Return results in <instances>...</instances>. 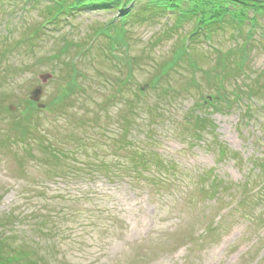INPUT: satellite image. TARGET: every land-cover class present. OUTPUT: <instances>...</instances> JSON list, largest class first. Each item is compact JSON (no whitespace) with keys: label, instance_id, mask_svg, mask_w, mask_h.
<instances>
[{"label":"rangeland","instance_id":"1","mask_svg":"<svg viewBox=\"0 0 264 264\" xmlns=\"http://www.w3.org/2000/svg\"><path fill=\"white\" fill-rule=\"evenodd\" d=\"M47 3L0 0V102L4 98L17 107L13 114L0 109L5 257L24 248L38 264H264V14L251 38L247 25L239 31L225 21L212 41L190 39L186 49H194L155 88L148 81L171 60L192 22L169 31L173 16L134 18L127 23L128 50L115 44L110 55V39L96 30L116 12L89 9L63 15L61 26L42 29ZM67 40L74 44L56 57ZM125 52L139 58L131 71L124 61L117 63ZM65 63L81 72L78 80L89 96L83 102L82 95H71L68 112L58 117L66 107L54 100L64 94L66 74L72 72ZM97 69L113 78L130 76L124 98L109 104V119L101 122L108 127L102 132L107 144L87 136L94 130L99 135L100 126H93L96 105L117 86ZM44 72L54 73L43 83L40 101L46 108L29 122L73 152L67 160L57 158L54 166L48 165L52 159L50 150H43V137H31L29 155L28 144L8 134L17 131L9 126ZM161 84L172 88L169 95H162ZM134 88L145 91L149 105L141 104L139 116L130 115L126 101ZM215 95L219 103L213 102ZM200 115L207 117L206 125L203 135L195 136ZM123 117L135 124L134 142L118 148L115 160L133 166L140 149H151L163 158L159 174H135L119 166L92 172L85 163L112 160L116 149L107 135ZM162 184L165 189L159 190Z\"/></svg>","mask_w":264,"mask_h":264},{"label":"trees","instance_id":"2","mask_svg":"<svg viewBox=\"0 0 264 264\" xmlns=\"http://www.w3.org/2000/svg\"><path fill=\"white\" fill-rule=\"evenodd\" d=\"M88 9H104V10H113L117 11L120 14V21L116 22L114 20H110L105 24V26H102L99 29V33H104L108 39H110V43L112 45L117 44L120 47H127L128 41L126 39V31H127V23L134 18L146 16L148 18L156 17V16H162L166 11L172 12L175 16V22L174 26L169 27L168 30L172 31L174 27H179L180 25H183L185 22L191 21L192 22V28L189 32L190 36L195 38L196 35H199L203 30L206 33L207 38L212 37V33L217 27V24L222 22H230L234 25L235 28L239 29V31L243 30L244 26H248V35L251 34V28L255 27L259 23V15L264 14V0H48L47 6H46V18L44 19L43 23H47L48 25H55V26H61L60 21L62 20V16H74L76 13H79L81 11H86ZM252 12V13H251ZM261 12V13H259ZM43 23L40 24L41 28L43 27ZM113 30V32H112ZM98 32V31H97ZM34 37L33 34H29L28 38L31 40V38ZM25 39V38H24ZM23 38L17 41V44L19 45V42L24 40ZM184 39H181V43L175 48V52L173 54V57L170 61L167 62V64L161 65V70L152 77L148 82L150 83V86L157 87V85L160 83L162 76L167 74V72L177 65V63L185 59L188 54H190L189 50H187L186 46L183 45ZM74 42H71L67 40L65 44L62 46V52H60L56 57H58L61 53L68 50V48L73 45ZM230 55V51H229ZM122 60L119 59L118 63L120 61H124L125 65L127 67V71L130 67V70H132L133 62H138L139 58H134V56L126 55L122 56ZM242 60L246 58L244 50L242 51ZM74 61V60H73ZM194 66L196 67L195 60L192 61ZM67 67H70L72 69V72L68 73L66 75V89L64 91V94L57 95L55 103L57 105L64 104L66 107L65 110L62 107V112H67V108H70L69 105V98L71 95L78 93L83 97V102L86 100V97H88V91L84 88L83 82H80L79 77L81 74L80 71L73 65H70L66 63ZM237 69V68H236ZM99 74H102L98 72ZM209 73V72H208ZM86 77V76H85ZM100 77V76H99ZM218 77V75L216 76ZM130 76L127 75L123 78L116 77L114 79H109L108 77L103 78L105 81L110 82L111 84H117L115 87L114 92L108 93V100H104L101 102H98L95 109V125L93 126H100V132L99 135L94 130L93 134L87 135L88 137H92L96 139V142L99 143L98 139H104L107 141L105 134L103 135V131L108 132V127L105 124L101 125V122L103 120V117L105 116V119H109V104L113 102L115 99H119L120 95L124 94L125 90L127 89V83ZM88 79V78H86ZM209 81V78L207 79ZM162 86V95L167 96L169 95V92L172 90L171 87L167 85ZM221 88H218V95L221 97L224 93H219ZM142 92L138 89L134 90L132 89V96L130 100H128V104L130 107V115L132 116H139L140 115V109L141 104H143L141 100ZM215 95L213 97V102L220 101V97ZM212 102V103H213ZM161 103V102H160ZM147 104V103H144ZM148 105V104H147ZM160 104L156 103V107H160ZM149 107V106H147ZM153 107V106H151ZM0 109L3 113H9L10 112L8 105L5 104L4 98L0 102ZM44 110L38 109L36 107V104L27 99L24 103V107L21 110V114H16L13 119V124H10V128H15L17 131L15 133L9 132L8 134L11 135L12 140L20 141L24 144H28L27 151L29 155H32L33 148L30 147V139L31 137L34 139H39L40 137H43L44 144L43 150H50V158L51 161H48V165L54 166L56 165L57 158L59 159H69L73 156V152L68 151L66 148H63L60 144L63 143L56 138H53L46 132H44L41 128V125H33L29 120H31V117L34 113L37 112H43ZM61 111V110H60ZM61 112V113H62ZM59 113V112H58ZM58 117H61L58 115ZM194 118V117H193ZM197 120L200 121L199 124H195L194 132L196 134H202L203 130L205 129L206 122L204 125L202 122L207 120V117L205 116H197ZM131 118L128 120L126 118V122L124 117L120 119V124L117 125L115 128L110 130L109 132L111 134L107 135L108 140L113 141V146L116 150L118 148H125L127 145L132 144L134 140H130V136L132 133V129L135 127V124H131L133 121H130ZM194 120V119H193ZM131 124V126H130ZM88 125H85V127ZM39 131V132H37ZM16 133H18L16 135ZM37 133V134H35ZM109 140V141H110ZM79 141V148L81 147V141ZM61 142V143H60ZM46 143V144H45ZM224 151V150H223ZM226 151L221 152L222 154H225ZM33 158H36L32 156ZM163 158L159 157V154L154 152L153 150H139L137 155L134 156L131 161L134 164L133 166L127 165L126 161L122 162H115L114 160H104L101 158H97L94 161L87 160L85 163H88V166L91 167L92 172L95 170H98V167H101L103 170H111L115 165L122 167V170H132L134 173L137 174H147L149 170H155L156 173L162 171L165 167L162 164H160L161 160ZM94 165V166H91ZM167 165V164H166ZM90 171V170H89ZM91 172V171H90ZM221 180V179H220ZM222 181V180H221ZM212 186L216 184L215 182L210 183ZM217 185V184H216ZM211 186V188H213ZM224 188V187H223ZM212 189H210L211 191ZM217 191V188H216ZM208 193V192H207ZM216 193V192H214ZM16 216V215H13ZM194 238L190 237L189 241L193 242ZM1 242H3L2 239H0ZM4 246L0 243V264H15L16 262H19L22 259L27 258V261L24 262V264H38L39 262L31 259V255L26 249H22V251H15V249H12L14 252L13 256L5 257L6 250L4 249ZM23 253V255H22ZM26 254V255H25ZM32 254V253H31ZM24 257V258H23ZM15 262H12L14 261Z\"/></svg>","mask_w":264,"mask_h":264},{"label":"water","instance_id":"3","mask_svg":"<svg viewBox=\"0 0 264 264\" xmlns=\"http://www.w3.org/2000/svg\"><path fill=\"white\" fill-rule=\"evenodd\" d=\"M40 77L42 78V82H46L50 77H52L51 73H44L41 74ZM43 93V87L41 85H36L31 90V98L35 101H38L41 98V95ZM40 106H43V104H39ZM11 109H14L13 106L10 107Z\"/></svg>","mask_w":264,"mask_h":264}]
</instances>
